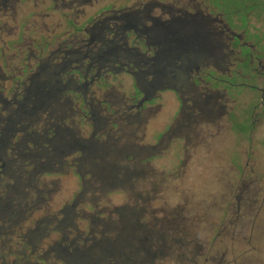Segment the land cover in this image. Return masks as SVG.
Returning <instances> with one entry per match:
<instances>
[{
  "label": "rangeland",
  "instance_id": "1",
  "mask_svg": "<svg viewBox=\"0 0 264 264\" xmlns=\"http://www.w3.org/2000/svg\"><path fill=\"white\" fill-rule=\"evenodd\" d=\"M37 1L34 5L33 0H17L10 2L6 10L0 8V73L3 74L0 98L15 99L14 87L26 80V75L35 74L39 62H58L62 52L56 50L63 40H70L68 34L74 31L73 21L78 20L81 28L90 24L93 16L107 8L103 4L109 0L84 5L79 17L78 11L53 10L48 7V0ZM134 2L139 1L127 0L130 5ZM256 2L257 18L250 15L248 20L253 31L250 36L263 38L258 43L256 51H259L264 50V0ZM118 3L124 2L118 0ZM247 10L237 12L244 26L242 16ZM62 14H67V18ZM112 34L104 33L98 42L86 44L85 50L96 52L116 44L128 49L140 45L144 51L142 44L132 41V32L126 39ZM87 36L86 33L84 38ZM154 40L158 41L151 39ZM73 46L80 47L77 43ZM217 61V68L212 66L209 70L226 77L220 72L227 61L225 58ZM199 64H202L201 75L206 76L207 64L204 61ZM114 67L109 68L113 74L91 85L90 95L99 118L97 138L103 144L111 139L116 151L107 157L104 148L99 147L100 162L93 166L99 175L104 174L109 164L120 175L129 172V177L123 187L95 188L87 194V200L100 202L99 206L107 210L115 207L134 211L130 212L131 221L126 223L132 229L139 228L127 239L135 238L139 243L132 248L134 253L128 264H264V103L251 112L253 104L258 102L259 91L244 84L211 83L204 85L209 89L196 87L188 78L177 94L170 88L175 83L169 82L170 86L165 87L161 82L148 90L145 108L136 112L128 108L132 97L136 95L138 99L144 95L137 92L132 76L123 70L117 72ZM239 67L245 70L242 65ZM67 71L70 74L71 67ZM233 78L236 83L264 85L258 78L247 80L240 75ZM32 88V94L38 93L37 83ZM187 88L189 91L184 93ZM192 90H210L231 111L226 117L221 115L212 120L202 112L203 105L198 108L192 102L195 98ZM180 95L190 102L183 115L178 113ZM169 124L173 131L165 136L163 132ZM182 124L186 125L185 129H179ZM71 126L83 138L91 133L90 126L77 117L71 119ZM90 181L93 185L101 184L100 179ZM39 185L57 189L50 193L49 207L39 209L33 218L46 216L72 201L80 180L68 171L43 176ZM89 208L86 204L82 211Z\"/></svg>",
  "mask_w": 264,
  "mask_h": 264
},
{
  "label": "trees",
  "instance_id": "2",
  "mask_svg": "<svg viewBox=\"0 0 264 264\" xmlns=\"http://www.w3.org/2000/svg\"><path fill=\"white\" fill-rule=\"evenodd\" d=\"M117 46H106L100 53L79 47L81 52L62 53L54 64L39 62L37 72L26 75L27 79L14 87V100L0 99V264H128L129 260H120L118 255L139 243L135 238L127 239L139 228L132 229L126 223L134 211L107 210L100 202L87 200L95 188L123 187L129 177V172L120 171V175L109 164L99 175L93 166L100 162L99 147L106 150L112 140L103 144L97 138L98 114L91 85L113 74L109 68L115 66L117 72H137L141 83L136 89L144 97L148 92L142 85L148 77L137 71L143 67V58ZM70 67L69 74L66 69ZM28 76H35L38 93L32 94L34 83ZM73 117L90 126L88 138L76 133L71 126ZM112 153L107 151L106 156ZM8 157L15 159L19 171ZM68 171L80 180L72 201L33 218L39 209L49 207L50 193L57 189L42 187L39 180ZM87 176L100 179V186L91 184ZM112 177H118L117 181L112 182ZM86 204L89 210L82 211Z\"/></svg>",
  "mask_w": 264,
  "mask_h": 264
},
{
  "label": "flooded vegetation",
  "instance_id": "3",
  "mask_svg": "<svg viewBox=\"0 0 264 264\" xmlns=\"http://www.w3.org/2000/svg\"><path fill=\"white\" fill-rule=\"evenodd\" d=\"M17 0H0V8L6 10L10 2ZM103 0H48V7L53 10L59 11H78L77 15L83 12L81 9L84 5L99 3ZM139 2L128 4L127 0H123L124 3L119 4L109 0L104 3L107 5L101 13L93 16L88 25L84 27H78V20H74L72 26L74 31H70L68 35H71L70 40L65 39L57 48V52H62L63 56H67L68 53L77 51L74 48V44H79L80 47L86 44L98 42L104 33H113L112 36L120 34L122 38L126 39L128 33L134 34L135 43L144 41V51L139 47L134 46L129 49L121 47L123 51H131L143 58L144 64L138 67L140 74L148 75V82H144L143 87L148 90L154 89L158 84H164L165 87L175 83L173 91L180 94V90L186 84L188 78L192 79V85L198 87L201 85L211 84H226L227 86L244 84L259 91V99L257 103L253 104L251 112L253 113L260 105L264 103V85H254L244 82L236 83L234 81V75H240L244 79H262L264 81V50H257L258 43L263 41V38H252L251 22L248 18L251 15L254 19L257 18L258 2L249 0H138ZM38 1L33 0V4L37 5ZM41 2L45 3V0ZM255 5L257 7H255ZM102 6V7H103ZM137 6V7H136ZM246 11L244 17L245 26L242 25L243 19H239L237 15L238 11L243 9ZM229 15H226V13ZM256 13V15H254ZM64 18H67V14H62ZM69 19V18H68ZM242 22H241V21ZM66 33V30H63ZM88 34L87 39L84 36ZM157 38V42L151 41V39ZM252 38V39H251ZM125 44V40H124ZM102 50V49H101ZM101 50L96 51L97 53ZM113 54L114 51H108ZM225 58L227 65L220 72L225 74L226 77L216 76L209 69L217 68L218 59ZM207 64L208 71L206 76L201 75L203 72L202 64ZM147 64V65H146ZM242 65L243 69L239 67ZM191 72H194L191 74ZM130 75V74H129ZM134 79L135 84H140L141 81L138 77V73L133 71L130 75ZM0 77L3 78V74L0 73ZM31 83H36L35 76L29 77ZM35 78V79H34ZM147 81V80H146ZM188 85H191L190 83ZM209 89V88H207ZM137 90V89H136ZM191 90V89H190ZM187 88L184 93H187ZM193 91V90H192ZM138 92V90H137ZM145 92V91H144ZM191 94L193 97L192 102L201 108L204 107V111L208 116L214 120L219 116L227 114L231 111L227 108L226 104L219 103L215 96L208 91L194 92ZM201 93V94H200ZM145 97L136 98V95L132 97V102L128 108L134 109L136 112L143 110L145 103ZM1 99V98H0ZM10 99V98H4ZM11 99L14 100L12 97ZM180 106L178 113L183 115L184 110L189 107L188 99H184L180 95ZM201 110V109H200ZM130 113V112H129ZM251 113V114H252ZM129 118V117H128ZM97 124L99 126V118H97ZM186 125L182 124L181 128L185 129ZM188 127V126H187ZM220 127V126H218ZM220 130V128H218ZM187 130V128H186ZM173 131L172 124L167 125L165 136ZM162 134V135H163ZM161 142V140H160ZM105 152L116 151L113 146V141H110L105 147ZM104 153V152H103ZM11 165L15 164V159L9 158ZM10 165V166H11ZM16 165V164H15ZM16 171H19V165H16ZM118 177H112L111 181H117ZM131 249H127L126 252H122L118 255L120 260H130V256L134 253L133 246L129 245ZM102 261V260H101Z\"/></svg>",
  "mask_w": 264,
  "mask_h": 264
}]
</instances>
